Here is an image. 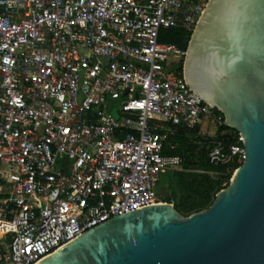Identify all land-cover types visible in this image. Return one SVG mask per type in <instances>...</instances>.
<instances>
[{
    "label": "built area",
    "instance_id": "2783aa9c",
    "mask_svg": "<svg viewBox=\"0 0 264 264\" xmlns=\"http://www.w3.org/2000/svg\"><path fill=\"white\" fill-rule=\"evenodd\" d=\"M206 2L0 0V264H33L163 202L161 177L183 162L164 153L170 126L214 121L209 162H243L242 138H218L223 114L179 74L185 51L159 41L161 29L192 31ZM108 98L122 99L115 112Z\"/></svg>",
    "mask_w": 264,
    "mask_h": 264
},
{
    "label": "water",
    "instance_id": "95a60500",
    "mask_svg": "<svg viewBox=\"0 0 264 264\" xmlns=\"http://www.w3.org/2000/svg\"><path fill=\"white\" fill-rule=\"evenodd\" d=\"M182 76L242 138L228 185L185 217L167 201L128 210L33 264H264V0H207Z\"/></svg>",
    "mask_w": 264,
    "mask_h": 264
},
{
    "label": "trees",
    "instance_id": "16d2710c",
    "mask_svg": "<svg viewBox=\"0 0 264 264\" xmlns=\"http://www.w3.org/2000/svg\"><path fill=\"white\" fill-rule=\"evenodd\" d=\"M165 30L173 31L174 34H176L177 38L172 43L175 44L181 50L185 51L192 31H187L179 28H171ZM178 72L180 75L182 74V61L180 63ZM216 112L220 113L217 110ZM217 133L218 138L228 145L237 143L238 141V133L224 124L218 127ZM207 147L208 139L200 136L197 141H193L190 143L181 142L180 144L176 145L175 149L171 151H164L165 154L179 155L183 158V162L179 166L181 169L180 171L176 172V182L178 184V189L180 192H182L181 196L179 197L178 203L176 204L175 200L177 198L176 191H173L171 193L169 200H164L167 202L172 201L175 206V209L180 213L181 216L182 213H194L204 208H207L213 202L210 201L211 196L213 194L215 196V194L219 190L228 185L232 173L237 167L236 166L233 169H228L224 166L212 165L207 157ZM188 166L201 172L218 171L219 174H221L220 180L215 184L210 179V176L207 173H188L186 172ZM165 174L166 172L164 173V175ZM197 177H199L198 180ZM192 195L197 196L198 199L191 204H187V200Z\"/></svg>",
    "mask_w": 264,
    "mask_h": 264
},
{
    "label": "rangeland",
    "instance_id": "374dc122",
    "mask_svg": "<svg viewBox=\"0 0 264 264\" xmlns=\"http://www.w3.org/2000/svg\"><path fill=\"white\" fill-rule=\"evenodd\" d=\"M177 36L174 34L173 31H167L165 29L160 30V36H159V41L163 43H172L174 40H176ZM122 100V99H120ZM119 101L111 100L110 98L107 99V103L109 105V110L112 112H115L116 110V105L118 106L120 104ZM157 121H161V118L155 117ZM170 125L167 124L166 127H169ZM172 129V132L170 133L171 139L174 140V143L176 145L180 144L181 142H193L197 141L200 136L202 137H207L209 136L215 129V124L214 121H203L200 125L196 126L195 129H183L181 127H174L170 126ZM200 130H206L205 132H200ZM180 167H173L166 171V174L162 175V180H160V183L158 184V187L156 188V192L159 194L160 199L162 200H169L170 195L173 191H176V204L178 203L179 197L181 196L182 192L179 191L178 189V184L176 182V172L180 171ZM186 172L188 173H207L210 176V179L213 181V183H217L220 180L221 174H219L218 171H197L194 168H191L188 166ZM199 177H197V180ZM231 179V178H230ZM224 185V183H223ZM198 199L197 196H190V198L187 200V204H191L194 201ZM215 199L214 194L211 196L210 201H213ZM206 209V208H204ZM203 210V209H202ZM193 213V212H192ZM191 213H182V216H186Z\"/></svg>",
    "mask_w": 264,
    "mask_h": 264
},
{
    "label": "crops",
    "instance_id": "0c3cea01",
    "mask_svg": "<svg viewBox=\"0 0 264 264\" xmlns=\"http://www.w3.org/2000/svg\"><path fill=\"white\" fill-rule=\"evenodd\" d=\"M199 130V129H198ZM171 137V136H170ZM167 150H169V149H167ZM169 151H171V150H169ZM161 180H162V177H161ZM159 195V194H158Z\"/></svg>",
    "mask_w": 264,
    "mask_h": 264
}]
</instances>
